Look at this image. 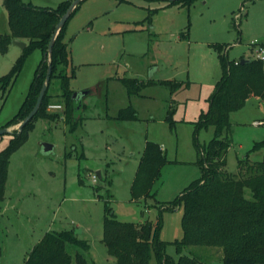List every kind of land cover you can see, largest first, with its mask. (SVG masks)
Segmentation results:
<instances>
[{
  "label": "rangeland",
  "instance_id": "rangeland-1",
  "mask_svg": "<svg viewBox=\"0 0 264 264\" xmlns=\"http://www.w3.org/2000/svg\"><path fill=\"white\" fill-rule=\"evenodd\" d=\"M0 32H9L3 0ZM64 38L70 50L67 71L74 70L69 87L73 92H90L81 99V122L73 131L59 116L36 118L26 140L12 151L0 200V264H23L46 231L63 229H73L89 244L85 251L68 244L69 253L80 251L89 264H115L102 241L106 203L121 221L155 222L161 213L159 237L167 243L166 253L177 258L172 242L182 237L183 208L181 204L160 206L200 177L193 136L199 114L207 109L222 73L216 45H224L229 60L255 58L252 43L264 40V0H194L190 4L82 0L66 24ZM21 52L12 43L0 51V76ZM41 57L39 48L32 49L12 86L5 93L0 90V128L18 111ZM121 76L154 82L145 85L140 95L128 96L117 79ZM162 80L186 85L172 93L159 83ZM58 84L53 79L50 92L55 94ZM61 101L54 96L51 103L61 108L48 110L61 113ZM128 104L134 106L137 117L115 118L118 109ZM169 108L174 109V126L166 118ZM262 119L264 99L254 95L230 114L231 142L224 171L236 173L238 160L254 141L264 138ZM17 124L9 129L18 131ZM213 131L212 126L199 127L198 143H207ZM12 132L0 134V151L9 145ZM146 140L157 142L170 162L152 187L154 196L134 201L130 186ZM42 142L51 143L52 151L44 152ZM261 158V150L249 153L250 161ZM250 195L247 189L246 196ZM189 248L210 264H220V247Z\"/></svg>",
  "mask_w": 264,
  "mask_h": 264
},
{
  "label": "trees",
  "instance_id": "trees-1",
  "mask_svg": "<svg viewBox=\"0 0 264 264\" xmlns=\"http://www.w3.org/2000/svg\"><path fill=\"white\" fill-rule=\"evenodd\" d=\"M71 1L60 0L55 7H48L23 0H3L9 32L0 33V51H5L13 38L26 41V46L9 71L0 76V90L5 93L12 86L32 49L39 48L42 57L18 111L2 127L18 123L33 108L45 79L50 37ZM167 1L190 4L194 0ZM68 20L54 40L50 57V80L38 110L20 131L12 132L9 145L0 151V200L4 195L10 155L26 140L27 129L32 126L34 119H56L59 116L69 126L70 132L81 122L79 110L83 107L82 101L72 97L73 91L69 87L74 70L70 73L67 71L70 67V50L64 36ZM216 47L222 73L208 98L207 109L199 114L193 136L198 152L200 177L192 180L173 200L160 206L167 209L182 205V237L172 242L179 255L174 258L165 251L167 243L159 237L162 227L161 213L155 222L121 221L106 203L102 241L107 253L114 257L115 264L211 263L192 251L189 248L192 246L220 247V264H264V138L254 141L245 157L238 160L236 173L223 170L225 155L231 142L228 136L231 127L230 114L241 108L249 96L264 99V60H229L223 50L224 45L218 44ZM53 79L59 82L55 94L50 92ZM117 79L128 96L140 95L145 85L154 82L152 79L143 81L126 76ZM159 83L168 86L172 93L186 85L177 80H162ZM54 96L62 99L61 113H53L47 109ZM173 112V108L167 110L166 118L170 126H174ZM136 117L137 111L132 104L119 108L115 116L117 119ZM261 123L264 125V119ZM202 126H212L214 131L210 140L200 145L195 133ZM256 150L262 151V158L250 161L249 153ZM168 162L170 161L157 142L145 141L130 186L132 200L154 196L152 187L160 177L162 167ZM247 189L250 197L246 196ZM68 244L83 251L89 248L88 241L78 238L73 229L48 230L27 252L23 264H89L80 251H76L74 255L69 253L66 249ZM184 249L187 251L182 253Z\"/></svg>",
  "mask_w": 264,
  "mask_h": 264
},
{
  "label": "water",
  "instance_id": "water-1",
  "mask_svg": "<svg viewBox=\"0 0 264 264\" xmlns=\"http://www.w3.org/2000/svg\"><path fill=\"white\" fill-rule=\"evenodd\" d=\"M82 0H72L70 5L67 7V9L65 10V12L60 16L58 22L55 25L54 31L50 37L49 43H48V47H47V61H48V65H47V69H46V74H45V79L44 82L39 90V93L36 97V101L35 104L33 106V108L27 113V115L18 122L17 124V129L18 131H20L22 129V127L32 119V117L34 116V114L36 113V111L38 110L40 103L42 101V98L44 96V93L47 89L48 86V82L50 80V74H51V63H50V57H51V52H52V46L54 43V40L56 39L57 35L59 34L60 30L62 29V27L64 26L65 22L68 20V18L70 17V15L72 14V12L75 10V8L80 4ZM171 1V0H170ZM11 43L20 47L21 49H23L26 46V42L18 39V38H13L11 40ZM245 60H248L246 58H242L240 59V62H243ZM90 92V89H84L82 91H76L72 93V97L74 99H76L77 101H80L86 94H88ZM4 132H12L11 129H9L8 127H1L0 128V134L4 133ZM42 146V150L44 152H50L53 149V145L51 143L48 142H42L41 143Z\"/></svg>",
  "mask_w": 264,
  "mask_h": 264
},
{
  "label": "built area",
  "instance_id": "built-area-1",
  "mask_svg": "<svg viewBox=\"0 0 264 264\" xmlns=\"http://www.w3.org/2000/svg\"><path fill=\"white\" fill-rule=\"evenodd\" d=\"M252 44L255 45L254 47L255 58L264 60V40L261 41L255 40ZM60 108H61V104L59 103H50L47 106V109H60ZM92 178L93 181H95L97 176L93 174Z\"/></svg>",
  "mask_w": 264,
  "mask_h": 264
},
{
  "label": "crops",
  "instance_id": "crops-1",
  "mask_svg": "<svg viewBox=\"0 0 264 264\" xmlns=\"http://www.w3.org/2000/svg\"><path fill=\"white\" fill-rule=\"evenodd\" d=\"M126 1H128V0H126ZM24 2H26L25 0H24ZM27 2H29V3H31V4H33V5H39V6H48V7H55L59 2H60V0H57L56 2H47V3H45V4H35V3H33L31 0H27ZM0 33H3V32H0ZM5 33V32H4ZM24 41V40H23ZM26 42V41H25ZM150 79V78H149ZM119 81V80H118ZM98 173V172H97Z\"/></svg>",
  "mask_w": 264,
  "mask_h": 264
}]
</instances>
